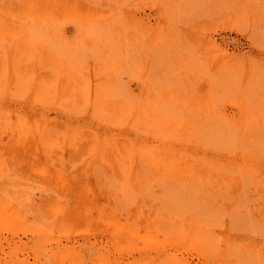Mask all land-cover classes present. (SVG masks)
Returning <instances> with one entry per match:
<instances>
[{"label":"rangeland","instance_id":"obj_1","mask_svg":"<svg viewBox=\"0 0 264 264\" xmlns=\"http://www.w3.org/2000/svg\"><path fill=\"white\" fill-rule=\"evenodd\" d=\"M0 264H264V0H0Z\"/></svg>","mask_w":264,"mask_h":264},{"label":"bare ground","instance_id":"obj_2","mask_svg":"<svg viewBox=\"0 0 264 264\" xmlns=\"http://www.w3.org/2000/svg\"><path fill=\"white\" fill-rule=\"evenodd\" d=\"M48 4L54 6L55 5V0H37V5H38L39 8H41V7L45 6V5H48ZM121 150L123 151L124 148L122 147Z\"/></svg>","mask_w":264,"mask_h":264}]
</instances>
